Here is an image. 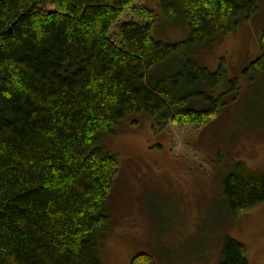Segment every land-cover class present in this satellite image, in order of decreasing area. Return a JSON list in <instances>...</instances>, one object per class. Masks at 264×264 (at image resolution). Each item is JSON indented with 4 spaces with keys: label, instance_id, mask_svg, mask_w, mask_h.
Returning <instances> with one entry per match:
<instances>
[{
    "label": "trees",
    "instance_id": "obj_1",
    "mask_svg": "<svg viewBox=\"0 0 264 264\" xmlns=\"http://www.w3.org/2000/svg\"><path fill=\"white\" fill-rule=\"evenodd\" d=\"M137 1L146 0H0V264H101L119 162L97 147L99 137L133 114L163 129L204 127L220 115L225 94L208 90L226 71L192 55L231 36L259 0H154L171 23L187 26V39L157 40V10L146 7L150 22L122 25L116 44L110 32ZM260 48L244 71L250 79L264 73V31ZM227 168L229 214L264 206V174L242 162ZM247 254L227 238L220 264H249ZM151 263L145 254L131 261Z\"/></svg>",
    "mask_w": 264,
    "mask_h": 264
},
{
    "label": "rangeland",
    "instance_id": "obj_2",
    "mask_svg": "<svg viewBox=\"0 0 264 264\" xmlns=\"http://www.w3.org/2000/svg\"><path fill=\"white\" fill-rule=\"evenodd\" d=\"M146 7L157 10V40L187 39V26L171 23L159 1L146 0L125 9L110 32L116 44L122 25L150 22ZM42 9L54 11L51 5ZM263 31L259 0L258 12L231 36L194 50L199 65L226 71L222 85L208 90L225 94L220 115L208 125L170 123L163 129L151 116L133 114L114 133L99 137L97 147L119 162L107 203L110 223L96 251L101 264H131L139 254L152 257L151 264H220L227 238L247 247L249 264H264V206L233 218L222 192L232 162L264 174V73L254 79L244 74L261 55Z\"/></svg>",
    "mask_w": 264,
    "mask_h": 264
}]
</instances>
